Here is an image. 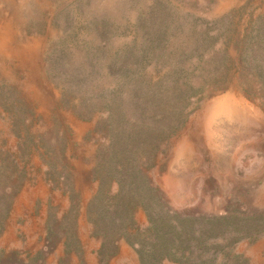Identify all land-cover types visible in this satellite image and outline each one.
<instances>
[{"label":"rangeland","instance_id":"obj_1","mask_svg":"<svg viewBox=\"0 0 264 264\" xmlns=\"http://www.w3.org/2000/svg\"><path fill=\"white\" fill-rule=\"evenodd\" d=\"M0 264H264V0H0Z\"/></svg>","mask_w":264,"mask_h":264},{"label":"trees","instance_id":"obj_2","mask_svg":"<svg viewBox=\"0 0 264 264\" xmlns=\"http://www.w3.org/2000/svg\"><path fill=\"white\" fill-rule=\"evenodd\" d=\"M140 183L141 182L135 184L134 180H127L126 185H129L131 189V194L128 196V206H131V209L133 210H131V217L127 213L126 215H123V218H133L131 222L134 223L135 210L138 206H142L148 216V228L155 230L156 234V241L151 244L150 256L155 255L157 257L160 254L162 257L163 254L171 253V250L173 249L176 241L183 239L187 240V238L185 239L184 236H187L185 226L186 223L187 225L188 223L190 225L191 219H182L180 217V214H176L171 210H166L164 208L163 210L160 209L161 211L157 210V205H160V208H162V205H164L163 195L159 192L158 188L154 186L149 180L146 183L144 190L139 188ZM125 196H123V189L121 188H119L114 194V197L118 198H124ZM145 198L148 199V202ZM137 202L141 203L137 204ZM182 221L184 222V224L181 225ZM128 232L129 231L126 230L125 233L120 236V238H126L129 243H137L140 248H144V245L141 242H134V238L132 239L131 237L133 236V234ZM136 232H139V230H137ZM145 254L147 255V252H145Z\"/></svg>","mask_w":264,"mask_h":264}]
</instances>
